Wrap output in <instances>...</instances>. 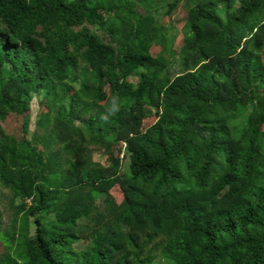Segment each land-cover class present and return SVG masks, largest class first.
<instances>
[{
	"label": "trees",
	"instance_id": "1",
	"mask_svg": "<svg viewBox=\"0 0 264 264\" xmlns=\"http://www.w3.org/2000/svg\"><path fill=\"white\" fill-rule=\"evenodd\" d=\"M0 248L264 264V0H0Z\"/></svg>",
	"mask_w": 264,
	"mask_h": 264
},
{
	"label": "rangeland",
	"instance_id": "2",
	"mask_svg": "<svg viewBox=\"0 0 264 264\" xmlns=\"http://www.w3.org/2000/svg\"><path fill=\"white\" fill-rule=\"evenodd\" d=\"M186 16V12L183 8H181L174 16H173V21L179 25V24H182V20L184 19V17ZM177 29L174 30V32H176ZM43 99L42 96L40 95H36L35 96V99L33 102V108H31V114H32V120H30V125H29V134L28 136L29 137H33L34 135V132L36 130V125H37V120H38V112L40 110V101ZM5 126L7 127L8 130H10L11 132H15L16 134L20 133V121L15 118L14 116H11V117H8L6 120H5ZM42 132V130H41ZM5 223V221H4ZM1 250V248H0ZM156 264H166V262L164 260H158L156 262Z\"/></svg>",
	"mask_w": 264,
	"mask_h": 264
},
{
	"label": "clouds",
	"instance_id": "3",
	"mask_svg": "<svg viewBox=\"0 0 264 264\" xmlns=\"http://www.w3.org/2000/svg\"><path fill=\"white\" fill-rule=\"evenodd\" d=\"M119 111H120L119 103L118 102H112V103H110V106H109V108L107 110V114L111 115V116H115V115H117L119 113ZM103 118L104 117L102 116V119Z\"/></svg>",
	"mask_w": 264,
	"mask_h": 264
}]
</instances>
